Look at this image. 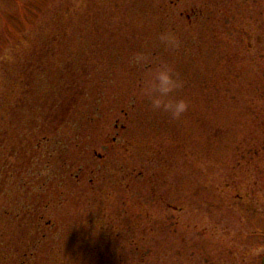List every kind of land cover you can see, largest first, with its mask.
Returning a JSON list of instances; mask_svg holds the SVG:
<instances>
[{"label": "rangeland", "instance_id": "374dc122", "mask_svg": "<svg viewBox=\"0 0 264 264\" xmlns=\"http://www.w3.org/2000/svg\"><path fill=\"white\" fill-rule=\"evenodd\" d=\"M262 232L264 0H0V264H262Z\"/></svg>", "mask_w": 264, "mask_h": 264}, {"label": "clouds", "instance_id": "9594fccd", "mask_svg": "<svg viewBox=\"0 0 264 264\" xmlns=\"http://www.w3.org/2000/svg\"><path fill=\"white\" fill-rule=\"evenodd\" d=\"M159 39L167 46H179V39L175 34H162ZM183 87L184 81L179 74L166 65L161 67L154 74L148 89L153 110L166 112L172 119L179 120L190 107L189 100L177 96L178 91Z\"/></svg>", "mask_w": 264, "mask_h": 264}, {"label": "trees", "instance_id": "16d2710c", "mask_svg": "<svg viewBox=\"0 0 264 264\" xmlns=\"http://www.w3.org/2000/svg\"><path fill=\"white\" fill-rule=\"evenodd\" d=\"M43 141H45V140H47L48 141V139L46 138V137H44L43 139H42ZM3 150V148L1 149V151ZM21 155H19L18 157H20ZM33 161V160H32ZM38 165H39V162H38ZM31 171V170H30ZM30 171H29V174H30ZM26 173V172H25ZM24 206H26L25 204H24ZM31 214V213H30ZM24 215V214H23ZM31 216H32V214H31Z\"/></svg>", "mask_w": 264, "mask_h": 264}, {"label": "flooded vegetation", "instance_id": "af4514ba", "mask_svg": "<svg viewBox=\"0 0 264 264\" xmlns=\"http://www.w3.org/2000/svg\"><path fill=\"white\" fill-rule=\"evenodd\" d=\"M243 201H245V200H243ZM261 234L264 236V232H262ZM262 258H263L262 259V264H264V254H263V257Z\"/></svg>", "mask_w": 264, "mask_h": 264}]
</instances>
